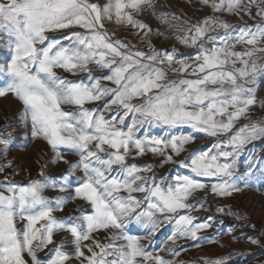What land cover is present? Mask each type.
Instances as JSON below:
<instances>
[{
	"label": "snow or ice",
	"instance_id": "snow-or-ice-1",
	"mask_svg": "<svg viewBox=\"0 0 264 264\" xmlns=\"http://www.w3.org/2000/svg\"><path fill=\"white\" fill-rule=\"evenodd\" d=\"M201 3L214 14L195 23L171 14L177 39L196 51L189 62L150 42L147 51L138 49L106 27L143 34L144 43L152 29L139 17L156 14L154 0H0V46L7 50L0 97H14L31 135L69 165L59 180L41 169L26 183L0 181V264H172L144 241L171 225L172 246L162 251L178 256L177 239H206L199 234L212 227L192 214L204 206L193 194L227 197L254 178L252 163L247 171L237 164L245 145L264 139V116H250L258 103L264 107L252 86L264 77V0ZM242 13L259 22L221 18ZM157 15L168 22L170 14ZM97 69L105 73L93 75ZM241 120L247 122L237 127ZM197 133L216 142L188 150ZM10 137L0 136V152L7 153ZM62 152L77 159L70 163ZM149 153L162 158L158 165L130 162ZM164 165L187 172L157 177L154 167ZM75 172L82 175L73 181ZM49 188L66 195H45ZM68 199L86 207L58 218ZM133 224L144 235L132 234ZM101 231L107 242L94 236ZM58 233L69 238L56 242Z\"/></svg>",
	"mask_w": 264,
	"mask_h": 264
},
{
	"label": "rangeland",
	"instance_id": "rangeland-1",
	"mask_svg": "<svg viewBox=\"0 0 264 264\" xmlns=\"http://www.w3.org/2000/svg\"><path fill=\"white\" fill-rule=\"evenodd\" d=\"M168 2L173 3L171 7L177 11L180 18L184 15H191L192 23L214 14L210 7L201 3V0H154L155 8L163 7ZM255 11V8H253L252 17H255ZM155 13L152 12L146 15V22L150 27L153 24L159 26L161 24V29L152 30L148 33L149 38H146V49L148 50V42H150L152 46L155 43L160 45V49L165 50L167 48L164 44L176 39L180 33L179 31L166 29L165 26L168 22L162 21L157 15L168 13V11L161 10L155 11ZM252 17L243 13L241 15L221 14V18L232 25H244L253 20L259 22L258 17L255 19ZM6 55L7 50L0 46V62L4 60ZM60 74L67 76L69 79L79 78L63 72ZM81 76H87V73H82ZM20 111L21 106L14 97L11 95L0 97V136H7L8 133H11L7 153L0 152V166L4 169L1 172L2 176L4 178L8 177L9 180L15 178L17 181L26 183L30 179L38 178L41 169H43L51 178L62 179L64 175H67L69 165L65 164L63 160H55L54 153H52L46 142L31 135V125L21 119ZM151 131L154 135H162L164 132L160 128H154ZM196 135L197 139L186 146L188 150H207L215 143L214 138L201 140L200 134ZM255 148L256 157L245 158L243 156L238 160V169L247 171L248 164L252 163L255 173L254 178L249 180L246 186L242 183L239 185L240 191L233 192L232 195L227 197L212 194L210 191H198L193 194L196 199H202L204 206L203 208L198 207L197 211L192 214L198 216L199 222L212 224V227L202 230L199 234L206 237V239L197 242L183 238L177 239L175 248L180 254L175 256L170 252L162 251V249L172 246V242L167 241L172 226L166 225L154 237L150 238L151 243L148 240L144 241L147 250L153 253L159 252L172 264H203L205 259H221L223 264H264V139L258 141ZM62 155L70 163L75 162L77 159L69 152H62ZM183 155L180 159L183 158ZM161 159V157H153L149 153L130 162L158 165ZM9 161L11 166H8ZM170 169L172 175L177 170L183 173L187 172L186 169H177L172 165L154 167L153 171L159 177L169 173ZM79 175H82V172H75L70 179L74 181L75 177ZM45 195L55 197L66 194L58 193L56 189L49 188L46 190ZM82 206L86 207L81 201L68 199L64 210L62 212L58 211L56 215L58 218L65 215H78V209ZM221 207L224 208V212L217 211ZM221 221H223L222 224ZM129 227L132 234L144 235L139 226L133 224ZM107 235L108 233L104 231L94 234L101 242H107ZM249 237L257 240L258 243H251ZM67 238L69 237L64 234L63 239ZM84 243H89V241ZM66 247L71 249L72 245H66Z\"/></svg>",
	"mask_w": 264,
	"mask_h": 264
},
{
	"label": "crops",
	"instance_id": "crops-1",
	"mask_svg": "<svg viewBox=\"0 0 264 264\" xmlns=\"http://www.w3.org/2000/svg\"><path fill=\"white\" fill-rule=\"evenodd\" d=\"M171 4H173L172 2H168V4H166L165 6H159L158 8H155V11H161V10H166L168 11V14H170L168 16V23L165 26L166 29L169 30H174V31H178V28L176 27L178 21L172 20L171 19V14H174L176 17H179L177 14V11L175 9H172ZM153 11L151 9L147 10L144 14H142L139 18L142 19L148 26L149 24L146 22V15L151 14ZM180 18V17H179ZM183 20H188L190 23H192V16H187L184 15V17L180 18V21ZM257 20H253L249 23H247L248 25H252L255 23H258ZM237 25V24H234ZM240 25V24H239ZM106 27L109 29L110 32H115L116 36L114 38H119L121 40H124L126 42H129L131 45H135L136 48L141 49V50H145L146 49V41L144 43H142L141 41L144 40L143 34L137 36L135 34V32L131 29H123V28H117L114 25H112L111 23H106ZM150 27V26H149ZM152 30H160L161 29V24L160 26L158 24L154 25L152 27H150ZM147 38H149V35L147 36ZM164 46L167 48L165 50L168 51H172L173 49H175L177 51V53H179L177 55V59H181V58H186L189 60V62H191V58L194 57L196 55V51L195 49L192 48H187L185 47L183 44L180 43V41L176 38L174 40H171L169 42H166L164 44ZM153 47H155L157 50H161L163 51L164 49H160V45L155 44L153 45ZM239 50V49H238ZM105 73V70H100L97 69L93 72V75L95 76H102ZM82 75V74H81ZM106 83V82H105ZM253 87H255L256 89V97L258 101H264V77H258L256 80V83L254 85H252ZM250 116L252 119H259L261 116H264V107L261 106L260 103H258L254 108L251 109L250 112ZM247 121L245 120H241L238 124L237 127L241 126L243 123H246ZM181 130H178V132ZM182 131H184L185 133L190 132V129H183ZM199 134V133H197ZM201 140H204L205 138L203 137V134H200ZM205 140H209V138L205 139ZM261 139L252 141L251 143L247 144L244 146L242 152H241V157H245V158H251V157H256V148L255 145L258 141H260ZM214 141L216 142V138H214ZM4 177L2 176L1 172H0V181H3ZM13 181H17L15 178H13ZM20 182V181H19ZM64 238V233H58L54 236V240L56 242H59L61 239ZM47 252V249H45L44 251L40 252L39 255L43 258L45 256V253ZM71 264H76L75 261H72Z\"/></svg>",
	"mask_w": 264,
	"mask_h": 264
}]
</instances>
